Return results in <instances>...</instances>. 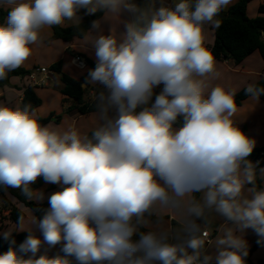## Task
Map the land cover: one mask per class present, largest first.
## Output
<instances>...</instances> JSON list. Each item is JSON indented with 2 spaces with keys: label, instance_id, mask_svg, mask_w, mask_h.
Listing matches in <instances>:
<instances>
[{
  "label": "clouds",
  "instance_id": "obj_1",
  "mask_svg": "<svg viewBox=\"0 0 264 264\" xmlns=\"http://www.w3.org/2000/svg\"><path fill=\"white\" fill-rule=\"evenodd\" d=\"M231 3L180 0L149 14L134 0H0L10 7L0 24V79L30 57L45 27L81 10L131 17L119 39L109 30L92 41L95 67L82 87L106 91L97 105L103 123L91 138L42 126L30 105L0 106V186L29 200L34 193L43 198L31 187L39 177L66 186L32 220L42 239L27 231L17 247L11 230L2 233L9 248L0 264H210L207 233L197 223L209 210L232 225L216 238L215 264H245L241 233L252 229L264 241V189H257V165L247 159L255 141L234 122L237 90L216 85L205 95L202 79L215 64L204 25L219 28L217 17ZM91 28L102 31L98 20ZM245 92L256 99L264 88L250 84ZM164 210L180 214V236L149 227L153 216L163 222L157 214ZM58 244L63 255L37 256L44 245Z\"/></svg>",
  "mask_w": 264,
  "mask_h": 264
},
{
  "label": "crops",
  "instance_id": "obj_2",
  "mask_svg": "<svg viewBox=\"0 0 264 264\" xmlns=\"http://www.w3.org/2000/svg\"><path fill=\"white\" fill-rule=\"evenodd\" d=\"M238 1L239 0H232V3L224 10H228ZM255 1L258 2L257 7L251 5ZM253 2L250 3L248 8V15L250 18L257 17L259 15L258 13L259 6L261 4H264V0H254ZM174 3L176 2H174L173 0H154L151 7V12L155 10V8L161 6V4L167 7H174ZM3 6L5 8H10L7 5H0V7ZM130 18L131 17L127 13L123 14L122 16H115L110 13L108 14L104 13L103 17H101L98 20L101 23V28H102L101 32H97L91 28V30L88 32L86 37L82 39H78L72 44H65L61 40H54L50 44H48L50 47H45L44 44L47 40H49L53 36L52 28L45 27L44 29H42L40 32V39L35 44L30 45V47L32 48V54L21 65V67L27 70H31V75L26 78L13 77L11 79V84H12L11 87L0 88V106H8L13 108L22 107L24 91L27 86L32 85V75L35 74V76L37 77H42V76L47 77V85L40 86V88L38 89V94L43 100V104L41 105L42 107L45 103V98L40 92L41 90L45 91L48 87H50V83L48 84V81L49 82L58 81L60 83L59 92L63 87V84L60 79V75L54 73L51 69V66L57 63L58 61H62L65 57L70 58L68 52H71L72 54L71 64L77 70L75 72L73 71L70 72L68 71L65 64L64 71L73 78L79 79L84 74H86L88 70L91 69V67L87 63L88 65L87 69L79 70L73 63V56L75 54H79V55L82 54L91 61H93V63H95V55H94V50L92 48V41L100 34H108L109 30H111V34H113L114 36L117 37V39H119L121 36V32L123 30V23ZM82 21L83 20L80 17V15L77 14L74 18L70 20L66 19L60 25L63 27H70L73 25L80 24ZM203 37H204L203 40L204 46L211 52V48L215 43V29L212 24L204 25ZM57 43H61V45L63 46V53L59 57H54L53 54L50 52L48 53V51H52L51 47ZM40 44H42L45 48L35 49V45L40 46ZM44 56L46 57V60H43ZM83 58L86 61V58L85 57ZM214 61H215L214 72L202 78L205 80V83L207 85L205 89V95L210 93L212 87L216 85H222L226 89L234 88L237 90L238 93L243 88L248 87L250 84L253 85L262 78H264V60L261 57V55L258 53L252 54L242 64L238 66H236L232 61L217 59L215 57H214ZM40 68L49 69V73H47L46 75L38 73L36 70ZM86 89L88 91L86 99H95L97 97L98 92L101 89H103V87L99 84H95V85L89 84L86 87ZM62 104L63 105L60 108V110L61 112L64 113L62 115H57V113H55L56 111H53L52 113H55L56 116L52 117L51 121L45 125V126H49L54 131L63 133L65 131L74 128L81 135L89 136L91 132H93L103 123L100 112L82 115L77 110H73L71 112L67 111L68 107L72 104L71 101L67 100ZM41 107L35 110L36 116L38 118L42 117L40 115ZM237 108H238V112H241V116L239 118L237 117L235 118L234 116L233 117L234 122H236V124L241 122L243 128L242 129L240 127L239 128L243 131V133L246 136H248L250 139L255 141L254 147L257 148L264 147V100L260 99L259 97L256 99L253 97H249L247 100H245L242 103L241 106H237ZM57 116H61L60 121H58ZM109 116H115V110H111L109 112ZM68 121H70V123ZM254 126L256 127L255 131L253 130ZM261 176L264 177V174H261ZM51 185H54L55 188L52 189ZM263 185H264V180H263ZM63 187L66 186L60 184L45 183L42 187L36 190L43 194V198L36 200L39 193H34L33 200L37 203H44L48 201V198L52 193L62 190ZM247 187L248 186H246V188ZM244 195L245 196L248 195L247 190H245ZM1 197L3 199L0 202V207H1L0 235L1 236L3 232L8 230H11L12 234L28 233L27 231H34L36 235L41 236L39 229L32 223L33 218L36 216L28 207H26L23 203H21L17 198H15L9 192H5L4 195ZM4 198L8 200L12 205L19 208L22 212L25 213L26 217L20 225L11 221L10 212L7 211L3 206ZM157 215L166 216L167 219L165 218L161 224L151 223L149 227L166 230L169 232L171 237H177L182 234L181 216L178 212L172 210H164L163 213H158ZM199 224H201V233L203 230H208L209 233L211 234L212 240L209 243H206L205 248H206V254L213 256V260L210 262V264H215L214 257L217 253L216 238L223 234V231L226 227H231L232 225L226 224L223 217L219 216L217 213L211 210L206 211L205 220L200 219ZM241 235L247 242V250L251 247L254 238L258 237L257 234L252 229H247L244 233H241ZM41 249H43V247ZM60 249H61V245L59 244L52 248H49L47 246L46 251L38 253L37 256H39L40 254H44L45 252L49 256H55L58 255V251ZM262 259H264V246L259 247L252 255V260L254 262H257Z\"/></svg>",
  "mask_w": 264,
  "mask_h": 264
},
{
  "label": "trees",
  "instance_id": "obj_3",
  "mask_svg": "<svg viewBox=\"0 0 264 264\" xmlns=\"http://www.w3.org/2000/svg\"><path fill=\"white\" fill-rule=\"evenodd\" d=\"M154 0H134V2L142 10H145L151 13V7ZM254 0H239L236 4L231 6L228 10H222L219 13L217 19L221 21L220 27L215 29V43L211 48L212 55L217 59L229 60L232 61L236 66L242 64L249 56L254 53H258L264 60V4H261L258 9L259 15L255 18H250L248 15V8L251 2ZM194 2V0H193ZM175 5V3H174ZM10 8L0 7V24L6 22L8 11ZM82 18V22L77 25L70 27H63L59 25L51 26L53 31V36L45 42V44H50L54 40H61L65 44H72L78 39H82L87 36L88 32L91 30V25L94 20H99L103 17L104 12H97L95 15L88 16L85 10H81L77 13ZM82 55V54H81ZM87 63L91 68L95 67V63L88 59L86 56ZM64 60L58 61L57 63L51 66V69L54 73L60 75L61 82L63 84L62 89L60 90L61 95L63 96V102L71 101L72 104L68 107L67 111L71 112L77 110L80 114L86 115L90 113L100 112L98 108V96L101 92L106 90L101 89L95 99H86L87 89L82 87V82L85 79L84 74L79 79L73 78L68 73L64 71ZM31 75V70H27L23 67H18L17 69L8 72L6 79H0V88L11 87V79L13 77L26 78ZM257 87L264 88V78L253 84ZM39 86L29 85L24 91V97L22 100V107L25 105H30L31 109L37 110L43 104V100L38 94ZM163 85L154 88V98L149 101L147 107H150L155 100V96L161 92ZM243 88L236 94V103L237 106H241L242 103L247 100L250 95L246 94L245 89ZM260 99L264 100V95L259 96ZM56 116L55 113H51L47 117H39V122L42 126L48 124L52 117ZM58 121H60L61 116H57ZM182 121L174 125V127H179ZM94 132V131H93ZM89 134L91 138L92 133ZM257 165V177H256V187L257 189H264L263 180L264 177L261 176L260 170L264 168V147H254L251 155L247 158ZM46 182L42 177H39L31 187L34 190L42 187ZM52 189L55 188L54 185H51ZM250 187V186H248ZM5 192H9L15 198H17L21 203L28 207L37 218H41L45 211L49 208L48 201L44 203H37L33 199L29 200L25 197L20 189L7 188L0 186V195L3 196ZM199 197V193L196 194ZM4 208L10 212V219L12 222L18 224V217H23L25 219V213L22 212L19 208L12 205L8 200L4 198L3 202ZM166 217L163 218V220ZM151 221L156 223V216L150 218ZM199 223V220H197ZM146 230V229H144ZM28 233H14L12 234L13 238L16 241V246L26 238ZM261 246H264V241H261L259 237H255L251 247L248 249V255L245 257V264H264V259L254 262L252 260L253 253ZM9 248V242L0 235V254L6 252ZM59 255L63 253L59 250ZM27 258V257H25ZM75 264V261H73Z\"/></svg>",
  "mask_w": 264,
  "mask_h": 264
},
{
  "label": "rangeland",
  "instance_id": "obj_4",
  "mask_svg": "<svg viewBox=\"0 0 264 264\" xmlns=\"http://www.w3.org/2000/svg\"><path fill=\"white\" fill-rule=\"evenodd\" d=\"M251 5H254V7H257L258 2H253ZM45 47H50L47 44H44ZM42 44H40V46L35 45V49L38 48H45ZM52 51H48V53H52L54 57H59L61 56V54L63 53V46L61 45V43H57L54 44L52 47ZM69 57H65L63 60L66 64V67L68 69V71L70 72H75L77 69H75V67L71 64V52H68ZM43 60H46V57H43ZM58 82V81H57ZM56 81H52L49 82L50 83V87H48L45 91L41 90V94L44 96L45 98V103L44 105L40 108V115L42 117H47L49 116L50 113H52L53 111H56L55 113H57V115H62L64 112H61L60 108L62 107V103H63V96L60 94L59 92V85L60 83H57ZM235 118H239L241 116V112H238L234 115ZM70 123V121H68ZM68 125V123H67ZM66 125V126H67ZM238 127H240L241 129L243 128V125L241 124V122L237 123ZM64 128V126H63ZM66 128V127H65ZM67 129V128H66ZM245 129V128H244ZM256 127H253V130L255 131ZM2 197L0 196V202L2 201ZM166 216H163V218ZM167 219V217H166ZM152 223H154L152 221ZM147 230V229H146ZM40 235V234H39ZM42 239V236H41ZM47 245L43 246V249H41V252L46 251Z\"/></svg>",
  "mask_w": 264,
  "mask_h": 264
},
{
  "label": "built area",
  "instance_id": "obj_5",
  "mask_svg": "<svg viewBox=\"0 0 264 264\" xmlns=\"http://www.w3.org/2000/svg\"><path fill=\"white\" fill-rule=\"evenodd\" d=\"M73 63L79 70H85L88 68L87 62L79 54H75L73 56ZM36 71L38 73L44 74V75L49 73V69H47V68H40V69H37ZM32 85L33 86H39V87L47 85V77H45V76L37 77V76H35V74L32 75ZM142 107H144V106L138 107L136 111L139 112ZM0 209H1V207H0ZM203 233H207V235L204 237V239L206 240V243H209L212 240L211 234L209 233L208 230H203L201 234H203Z\"/></svg>",
  "mask_w": 264,
  "mask_h": 264
},
{
  "label": "water",
  "instance_id": "obj_6",
  "mask_svg": "<svg viewBox=\"0 0 264 264\" xmlns=\"http://www.w3.org/2000/svg\"><path fill=\"white\" fill-rule=\"evenodd\" d=\"M173 1L176 2V3L180 2V0H173ZM83 88L86 89V87H83ZM153 98H154V93H153V97H152L151 101L153 100Z\"/></svg>",
  "mask_w": 264,
  "mask_h": 264
}]
</instances>
